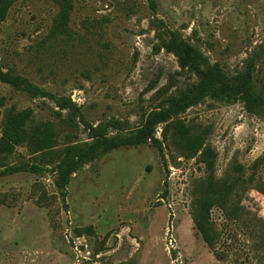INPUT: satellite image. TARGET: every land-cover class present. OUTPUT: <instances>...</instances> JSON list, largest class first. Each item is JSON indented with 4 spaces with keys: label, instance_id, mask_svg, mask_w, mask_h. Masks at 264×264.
Listing matches in <instances>:
<instances>
[{
    "label": "rangeland",
    "instance_id": "rangeland-1",
    "mask_svg": "<svg viewBox=\"0 0 264 264\" xmlns=\"http://www.w3.org/2000/svg\"><path fill=\"white\" fill-rule=\"evenodd\" d=\"M66 1L61 32L56 0L0 17V71L20 83L0 81V264H264V110L188 107L198 76L164 49L174 33L264 99V0ZM21 113L51 128L44 150L5 140ZM210 175L245 182L209 208L212 247L193 221Z\"/></svg>",
    "mask_w": 264,
    "mask_h": 264
},
{
    "label": "trees",
    "instance_id": "trees-1",
    "mask_svg": "<svg viewBox=\"0 0 264 264\" xmlns=\"http://www.w3.org/2000/svg\"><path fill=\"white\" fill-rule=\"evenodd\" d=\"M15 0H0V17L5 13L7 7H9ZM57 5L60 8L58 12L57 21L53 26V31L59 32L65 27V21L67 19L66 9L70 10V6L66 0H56ZM68 5V6H67ZM53 32V33H54ZM164 49L173 53L179 60L182 67H186L197 74L198 83L191 88L183 98V102H186L188 107L197 104L198 101L206 97H223L227 99L240 100L245 109L249 113H256L259 110H264V99L259 97L253 91L250 81V75L246 74L237 78H232L224 73L218 65L210 66L206 64L203 56L188 43L179 39V37L171 33L169 40L165 43ZM0 81L4 84H9L15 87L20 86V83L16 82L8 74H4L0 71ZM29 88L36 94H42L40 89L31 85ZM63 103V102H62ZM167 119L169 117L163 115ZM27 116L25 113H21L16 116H6L4 123V137L8 144L11 146L28 145L36 151L44 150L48 143L52 141L51 128L48 125L40 124L29 129L27 127ZM194 142H186L185 146L191 147ZM101 146L105 149H115L119 145V141H102ZM199 145L196 150H200ZM201 158L206 163L207 169H212V162H208L209 154L208 150L201 152ZM77 164L73 161L67 163V168L61 172L59 177V186L64 188L65 181L69 174L75 171ZM71 168V169H70ZM70 169V170H69ZM254 179L249 178L246 184L253 183ZM245 185L242 181L225 182L224 180L218 182L212 175L209 176L206 182H202L201 187L198 190L199 198L195 201L194 225L197 232L201 235L205 244L209 247L213 246L214 240L217 239L215 233H211V227L208 225V211L210 207H219L222 211H226L227 205L231 201L233 195L238 191V186ZM259 193L264 195V188H257Z\"/></svg>",
    "mask_w": 264,
    "mask_h": 264
}]
</instances>
